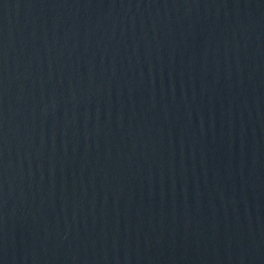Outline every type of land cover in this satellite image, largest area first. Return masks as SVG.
<instances>
[{"label": "water", "instance_id": "water-1", "mask_svg": "<svg viewBox=\"0 0 264 264\" xmlns=\"http://www.w3.org/2000/svg\"><path fill=\"white\" fill-rule=\"evenodd\" d=\"M0 264H264V0H0Z\"/></svg>", "mask_w": 264, "mask_h": 264}]
</instances>
